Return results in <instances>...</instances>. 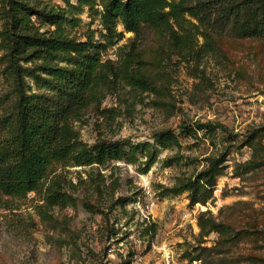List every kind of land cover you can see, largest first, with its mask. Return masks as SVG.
<instances>
[{
	"label": "rangeland",
	"instance_id": "obj_1",
	"mask_svg": "<svg viewBox=\"0 0 264 264\" xmlns=\"http://www.w3.org/2000/svg\"><path fill=\"white\" fill-rule=\"evenodd\" d=\"M44 1L64 6L61 0ZM230 10L219 5L213 18L217 29L228 28L223 35L210 31L206 40L199 37L198 48L178 54L161 24L144 27L137 45L141 68L153 82L122 85L101 105L114 113L93 112L75 126L90 146L98 139L153 143L164 130L179 135V144L162 150L147 174L140 172L143 158L135 166L120 162L101 171L113 173L103 201L86 193L80 177L86 180L90 169L82 167L57 172L75 206L52 207L36 193L4 199L0 264H163L165 253L180 261L200 257L202 264H264V15L251 34L263 38H251L234 20L227 26L223 19ZM80 17L82 32L90 25L101 29L88 8ZM118 30L125 38L108 52L114 61L128 58L129 51L118 48L135 39L121 24ZM208 122L225 130L198 137L183 133ZM223 153L224 171L206 205L192 206L187 192L164 195L179 180L196 177L208 157ZM172 158L177 161L167 167ZM87 199L96 206L92 211L84 205ZM202 215L205 230L198 226ZM212 223L219 231L208 233Z\"/></svg>",
	"mask_w": 264,
	"mask_h": 264
},
{
	"label": "trees",
	"instance_id": "obj_2",
	"mask_svg": "<svg viewBox=\"0 0 264 264\" xmlns=\"http://www.w3.org/2000/svg\"><path fill=\"white\" fill-rule=\"evenodd\" d=\"M61 2L64 6L44 0H0V203L36 193L52 207L75 206L76 199L64 191L65 182L57 175L59 169L69 167L89 168L87 179H80L86 183L88 195L103 201L113 173L107 176L101 171L120 162L135 166L143 158L140 172L147 174L162 150L179 144V135L164 130L154 136L153 143L98 139L90 146L82 141L75 126L90 113H114L101 110V105L122 85L153 82L141 68L137 45L145 26L158 22L170 48L177 54L187 52V47L191 50L200 46V36L206 40L210 31L222 35L227 31V27L224 31L217 29L213 21L217 7L225 5L231 7L223 19L227 26L234 20L243 36L263 38L251 34L264 15V0ZM85 8L93 20L99 19V31L90 25L82 32L80 16ZM120 24L135 39L118 48L120 52L128 50V58L114 61L108 58V52L125 38L118 30ZM219 130L225 127L208 122L184 128L183 133L198 137L199 133L214 135ZM176 161L168 159L167 167ZM206 162L196 177L179 180L176 186L165 188L164 195L187 192L192 206L206 205L224 171L226 154L210 156ZM69 185L73 187L72 182ZM117 204L125 207L127 201ZM84 205L89 211L96 208L89 199ZM203 216L198 226L205 230L208 224ZM214 231L219 229L212 223L208 233Z\"/></svg>",
	"mask_w": 264,
	"mask_h": 264
},
{
	"label": "built area",
	"instance_id": "obj_3",
	"mask_svg": "<svg viewBox=\"0 0 264 264\" xmlns=\"http://www.w3.org/2000/svg\"><path fill=\"white\" fill-rule=\"evenodd\" d=\"M163 264H202V263L201 261H197V260H185V261L175 260L171 254L165 253Z\"/></svg>",
	"mask_w": 264,
	"mask_h": 264
}]
</instances>
